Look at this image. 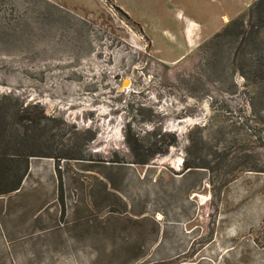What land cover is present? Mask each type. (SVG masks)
<instances>
[{
	"label": "rangeland",
	"instance_id": "obj_1",
	"mask_svg": "<svg viewBox=\"0 0 264 264\" xmlns=\"http://www.w3.org/2000/svg\"><path fill=\"white\" fill-rule=\"evenodd\" d=\"M252 1L114 0L202 20L169 64L111 0H0V264H264L258 55L202 48Z\"/></svg>",
	"mask_w": 264,
	"mask_h": 264
},
{
	"label": "crops",
	"instance_id": "obj_2",
	"mask_svg": "<svg viewBox=\"0 0 264 264\" xmlns=\"http://www.w3.org/2000/svg\"><path fill=\"white\" fill-rule=\"evenodd\" d=\"M111 1L114 3V5L118 9H120L123 13H125L130 18V20L138 24L143 35L151 43L153 47L152 51H154V56L161 61L167 62L169 64H176L184 60L187 56H189L194 51V49H196L202 42H204L203 39L199 38L200 36H198V34L196 33L197 29H201L203 22L195 14H186V12H184L181 9H179L176 12L175 11L171 12L170 10H168L169 9L168 6H166L164 10L161 9L163 13L161 17L152 16L149 21L145 20L143 22L142 19L135 18L134 14H131V12H129L128 10L118 7L115 4L114 0H111ZM254 1L255 0H253L252 3ZM221 18L223 22H226L229 20V16L224 15V14L220 16V19ZM207 19L209 20V18ZM226 24H224L223 27L217 26V25L215 26L207 25L206 28H214V29L216 28L217 29L221 27V29H223L226 26ZM147 28L157 31V34L149 35L145 31ZM172 41L173 43H171ZM158 42L166 44L170 47L171 54H169V56L168 54L167 55L162 54V51L159 45L157 44Z\"/></svg>",
	"mask_w": 264,
	"mask_h": 264
},
{
	"label": "trees",
	"instance_id": "obj_3",
	"mask_svg": "<svg viewBox=\"0 0 264 264\" xmlns=\"http://www.w3.org/2000/svg\"><path fill=\"white\" fill-rule=\"evenodd\" d=\"M117 10L120 11L118 8ZM123 15L130 20L125 13ZM133 24L138 26L135 22ZM262 32H264V0H255L247 12L227 23L211 40L204 43L202 48L217 45L221 40H230L237 42L243 54L246 51L248 53L256 52L258 59L255 65H251L253 66L252 70L255 73V78L259 82H264V50L258 42ZM27 169L25 165V169L19 173L0 171V195L19 190Z\"/></svg>",
	"mask_w": 264,
	"mask_h": 264
},
{
	"label": "bare ground",
	"instance_id": "obj_4",
	"mask_svg": "<svg viewBox=\"0 0 264 264\" xmlns=\"http://www.w3.org/2000/svg\"><path fill=\"white\" fill-rule=\"evenodd\" d=\"M124 82H125L124 85H128L129 84L128 80H125Z\"/></svg>",
	"mask_w": 264,
	"mask_h": 264
}]
</instances>
